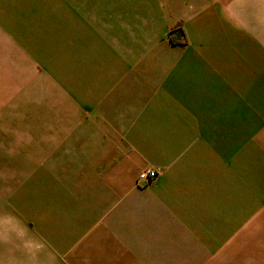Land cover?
Returning a JSON list of instances; mask_svg holds the SVG:
<instances>
[{"label":"rangeland","instance_id":"1","mask_svg":"<svg viewBox=\"0 0 264 264\" xmlns=\"http://www.w3.org/2000/svg\"><path fill=\"white\" fill-rule=\"evenodd\" d=\"M126 5L127 2L119 0H0L1 21L23 19L30 30H39L42 26L40 32L51 28L56 40L49 41L46 50L47 59L54 62L48 65L50 73L46 74L39 66L38 71L43 75L39 76L38 82L31 83V89L23 91V107L16 97L12 100L13 106H8L12 111L1 114L6 123L0 124V264H264V188L252 183L256 177L250 175L262 170L259 165L264 166L258 156L261 152L255 145L264 129V120L259 114L249 113L247 122L242 124H216L215 145L211 137L207 143H199L195 124H161L158 117L164 114H102L78 110V94L85 92L84 87L96 83L99 94L107 91L102 89L99 57H110L111 51L114 55L125 56L123 39L127 37V25L116 22L117 16L125 13ZM121 10L124 12L120 13ZM114 17L115 24L112 25ZM93 19L95 26L91 24ZM84 23L88 27L85 48L80 41L83 40ZM92 30L97 31L103 42L97 48L90 39ZM117 34L120 35V39L116 38L119 48H113L110 40ZM184 39L180 24L173 26L166 35L171 46L181 44ZM38 51L32 49L33 53ZM84 56L87 64L85 73L80 74ZM91 57L97 58L96 65H91L95 59ZM157 64L158 61L149 60L151 72L155 68L159 74L158 69L163 70L164 65ZM164 69L168 73L162 76L161 88L175 92L180 84L181 97H189L191 79L184 72L181 75L182 70L172 65H166ZM68 73L70 78L65 80ZM139 74L135 73L137 76L132 83L135 88L146 80L140 79L143 76ZM158 81V77L150 78V91L158 86L154 84ZM130 135L143 139L170 135L176 144L186 146L183 145L182 152H176V160L172 162L167 160L172 157L169 145L162 144L160 150L149 155L136 152L139 155L135 156L132 145L124 146L128 148L129 156L125 168L133 170L138 166L131 182L127 173H118L116 169L124 161V156L118 157L120 142ZM228 141L241 142L242 158L251 159V163L258 166L242 171L245 172L241 178L246 192L240 211H236L240 213V221L235 222L239 214L232 213L230 226L225 223L218 232L216 229L213 241L200 242V248L185 251L182 257L167 258L165 263L162 260L152 262L128 254L131 243L128 233H110L103 229L107 217L117 216L126 204L138 200L134 193L143 196L153 193L158 184V171L166 172L169 167L175 169L171 171L174 176L163 188L169 201H163L166 210H174L178 202L173 201L174 192L170 191H177L181 177L189 182L184 189L193 193L196 162L202 163L200 167H208L205 161L203 164L195 159L197 154L211 149L215 155L222 153ZM150 149L154 150V144ZM178 164L182 167H177ZM53 165L59 169H50ZM149 170L157 173V179L140 183L138 176ZM95 186L99 191L97 194L94 193ZM87 189L91 191L88 197ZM91 197L95 202L112 197L108 206L112 205L103 211L99 204L95 217L94 208L87 207L85 200H91ZM184 243L193 245L191 241Z\"/></svg>","mask_w":264,"mask_h":264},{"label":"crops","instance_id":"2","mask_svg":"<svg viewBox=\"0 0 264 264\" xmlns=\"http://www.w3.org/2000/svg\"><path fill=\"white\" fill-rule=\"evenodd\" d=\"M119 1L127 2L125 13L122 9L120 13L123 14L117 16L116 22L127 25V37L123 39L125 56L114 55L111 51L110 57H99L102 62V89L107 91L99 94L96 83L84 87L85 92L78 94V110L102 114H164L163 117L156 116L161 124H195L194 131L200 137L199 143H207L208 137H211L215 145L216 124H242L247 122L248 114L252 112L264 120V0ZM111 23L115 24V17ZM91 24L96 25L94 19ZM178 24L182 27L185 39L181 44L171 46L166 35ZM69 28L68 31L71 30ZM87 28L84 23L81 29L83 40H80L84 48ZM42 29L40 26L39 30H30L23 19L5 22L0 17V124L6 123L1 114L12 111L8 110V106H13V99L19 98L15 101L23 107V91L31 89V83L38 82L39 76L43 75L39 73L38 67H43L49 74L51 68L48 65L54 64L53 60L47 59L46 50L48 42L56 40L51 28L40 32ZM116 38L120 39V35L112 36L110 40L113 48H119ZM90 39L97 45L96 48L103 43L97 31L92 30ZM32 49L40 51L33 53ZM152 59L158 61V66L164 65V68L166 65L180 68L181 75L184 72L191 79V95L181 97L180 84L175 92L162 89V76L168 72L161 67L158 69L159 74L155 68L151 72L149 60ZM82 62L80 74L85 73L86 56ZM97 63V58L92 59L91 65ZM136 72L140 73L138 76H143L140 79H146L139 88L132 85ZM67 75L65 80L70 78V73ZM151 77H158L159 81L154 82L158 86L150 91L148 84ZM88 102L91 104L87 105ZM136 137L130 135L123 138L121 147H118V157L124 156V161L116 169L118 173H127L131 182L138 166H134L133 170L125 168L128 163L126 157L129 156L128 148L124 146L132 145L135 156L139 155L136 152L149 155L160 150V145H169L172 157L167 158L168 162L176 160V152H182L183 145L186 146L183 143L176 144L170 135L144 139ZM152 144L154 150L150 149ZM255 145L257 151L261 152L258 155L260 160L264 161V129L256 138ZM240 147L241 142L228 141L222 153L217 155L212 149L207 152L201 149L195 159L201 160L203 164L205 161L208 167H200L202 163L196 162V188L193 193L184 189L189 182L181 177L177 191H170L174 192L173 201L178 202L174 210H166L163 200L169 201V196L163 188L169 178L174 176L171 171L175 169L169 167L163 173L157 170L158 184L153 193L143 196L135 191L138 202L126 204L115 217H107L103 229L110 233H128L131 242L128 254L152 262L162 260L165 263L167 258L182 257L185 251L188 253L200 248V242L213 241L216 229L218 232L225 223L230 226L229 217L232 213L239 214L235 222L240 221V213L236 211H240L241 200L246 192L241 178L245 172L242 171H246L247 167L258 166L251 163V159L247 161L242 158ZM259 166L262 170L250 175L256 177L252 183L264 188V166ZM177 167L182 165L178 164ZM50 169L59 168L53 165ZM95 188L94 193L97 194L99 191ZM85 194L88 197L91 191L87 189ZM111 199L101 198L95 202L92 197L90 201L85 198L87 207L94 208L95 217L99 212L96 210L99 204L106 211L112 205L108 206ZM218 222L219 225L216 224ZM184 241H191L193 245L189 246Z\"/></svg>","mask_w":264,"mask_h":264},{"label":"built area","instance_id":"3","mask_svg":"<svg viewBox=\"0 0 264 264\" xmlns=\"http://www.w3.org/2000/svg\"><path fill=\"white\" fill-rule=\"evenodd\" d=\"M157 179V173L155 171H146L138 176V181L141 183H151L153 180Z\"/></svg>","mask_w":264,"mask_h":264}]
</instances>
